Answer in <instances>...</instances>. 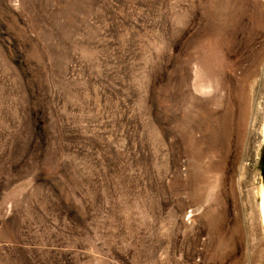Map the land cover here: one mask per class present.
<instances>
[{
    "label": "rangeland",
    "instance_id": "374dc122",
    "mask_svg": "<svg viewBox=\"0 0 264 264\" xmlns=\"http://www.w3.org/2000/svg\"><path fill=\"white\" fill-rule=\"evenodd\" d=\"M264 0H0V264H264Z\"/></svg>",
    "mask_w": 264,
    "mask_h": 264
},
{
    "label": "bare ground",
    "instance_id": "6f19581e",
    "mask_svg": "<svg viewBox=\"0 0 264 264\" xmlns=\"http://www.w3.org/2000/svg\"><path fill=\"white\" fill-rule=\"evenodd\" d=\"M260 218H261V223L264 229V195L261 197V203H260Z\"/></svg>",
    "mask_w": 264,
    "mask_h": 264
}]
</instances>
